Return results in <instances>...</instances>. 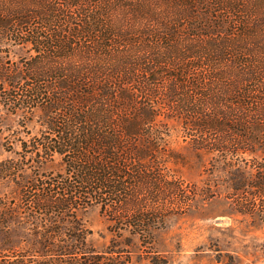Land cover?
Returning a JSON list of instances; mask_svg holds the SVG:
<instances>
[{"label":"trees","instance_id":"trees-1","mask_svg":"<svg viewBox=\"0 0 264 264\" xmlns=\"http://www.w3.org/2000/svg\"><path fill=\"white\" fill-rule=\"evenodd\" d=\"M170 1L0 0V107H38L42 128L24 147L64 162L30 199L38 207L97 204L150 234L196 194L165 164L161 121L174 117L200 149L259 151L241 184L249 206L238 209L264 218V53L245 46L264 20L249 0ZM9 45L29 53L11 59Z\"/></svg>","mask_w":264,"mask_h":264},{"label":"rangeland","instance_id":"rangeland-1","mask_svg":"<svg viewBox=\"0 0 264 264\" xmlns=\"http://www.w3.org/2000/svg\"><path fill=\"white\" fill-rule=\"evenodd\" d=\"M160 1L165 8L167 1L172 4ZM249 2L260 6L250 11L264 20V0ZM121 17L123 25L120 10L112 18ZM245 46L262 56L264 25ZM9 47L11 59L29 53ZM42 116L38 107H0V264H264V218L257 209H238L249 206L241 184L254 177L252 157L259 159V151L225 159L198 148L181 119H163L173 152L166 167L196 194L139 236L110 222L97 204L59 213L31 202L39 196L37 188H48L45 182L64 171L60 155L45 159L24 147L42 128Z\"/></svg>","mask_w":264,"mask_h":264}]
</instances>
